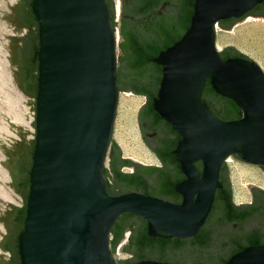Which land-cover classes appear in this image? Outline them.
<instances>
[{"label":"water","instance_id":"1","mask_svg":"<svg viewBox=\"0 0 264 264\" xmlns=\"http://www.w3.org/2000/svg\"><path fill=\"white\" fill-rule=\"evenodd\" d=\"M30 1L36 20L27 53H18L25 35L14 37L9 60L13 56L29 62L36 51L38 65L32 70L37 92L28 95L35 107V134L17 124L0 126L6 165L17 178L28 180L25 195L19 194L26 209L17 237L18 264H171L154 260L159 258L215 264L218 256L211 249L196 252L189 243L182 251L129 248L127 238L118 249L132 256L118 260L115 248L110 249V230L128 212L143 219L132 220L135 234L146 226L151 237L160 233L194 237L206 221L216 189L221 188L219 171L226 158L237 155L264 166V71L249 57L223 59L220 52L231 45L219 52L214 30L216 24L229 30L263 0H194L188 28L152 59L162 67L153 108L180 136L172 150L185 175L175 186L183 196L179 204L138 192L110 195L106 191L103 167L110 143L116 142L111 137L117 75L125 84L126 74L138 73L130 66L129 51L124 56L122 50V45H130L131 34L123 41L119 32L116 62L115 30L106 0H18L8 4L11 13L3 18L21 29L16 24L23 21ZM230 18L234 19L230 26L223 27ZM219 20L226 21L221 25ZM137 35L147 34L141 30ZM10 66L13 73L11 62ZM144 70L160 74L151 66ZM208 77L213 90L223 96L205 94L212 109L226 116L229 106L224 97L229 98L241 109L240 118L224 120L211 113L201 99ZM225 168L229 180L226 163ZM247 186L250 192L263 190ZM9 208L19 207L0 200L2 225L3 219L10 221ZM141 256L144 259L137 260ZM5 258L8 253L1 251L0 264H6ZM223 264H264V245L248 246Z\"/></svg>","mask_w":264,"mask_h":264},{"label":"flooded vegetation","instance_id":"2","mask_svg":"<svg viewBox=\"0 0 264 264\" xmlns=\"http://www.w3.org/2000/svg\"><path fill=\"white\" fill-rule=\"evenodd\" d=\"M19 1L25 2L26 0ZM117 1L118 13L115 0H111V10L115 26L118 22V32L123 37L133 34L137 39V32L144 30L145 35L147 34L146 37H138L140 40L137 39V42L159 49L170 46L179 36L183 21L190 8L188 0ZM29 6V11L23 12V21L16 24L17 28L24 29L23 35L25 36L20 40L21 49L18 52L22 55L27 53V44L31 41L29 39L36 20L31 10V1ZM254 11L253 8L247 14L264 18V7L258 9V12ZM137 20L138 25L135 24ZM125 39L124 37L123 41ZM35 52L31 53L29 62L25 63L14 59L13 56L10 57V62L14 66L13 84L18 91L27 95L37 92V78L35 79L33 75L35 72L32 70L36 64L38 65ZM161 76V71L160 74L128 73L124 77L125 84H121L117 75L119 90L124 88L135 96L143 98L136 115V126L151 162L144 163L136 158L123 156L117 142H112L108 164L104 165L108 171L103 175L106 191L110 195L138 192L177 204L183 200L182 194L176 191L175 186L185 179V175L172 154L180 137L153 108V98L158 92ZM205 94L206 92L201 93L202 101L208 105L212 113V107H210ZM214 115L221 118L218 113ZM197 163L199 161L195 164L197 165ZM224 168L225 163L222 164L219 171V181L223 183L221 182V188L215 191L212 206L203 224L207 230L210 249L218 256L215 264H223L225 259L248 246L264 245V190L255 191L252 188L249 201H236L234 188L230 184ZM7 169L11 174L12 190L23 197L28 180L17 178L11 168L7 166ZM199 171L201 172V170ZM123 185L127 187H123ZM21 209H23V205L19 208H9L7 216L10 221L3 219L5 230L0 238V252L8 253V258H5L6 264H18L16 260L18 255L17 237L23 229L25 217V213L23 214ZM129 220L142 221L143 219L136 217ZM133 229L132 225L125 228V230H131L127 238V245H129V239L134 232ZM111 253L114 256L113 251Z\"/></svg>","mask_w":264,"mask_h":264},{"label":"rangeland","instance_id":"3","mask_svg":"<svg viewBox=\"0 0 264 264\" xmlns=\"http://www.w3.org/2000/svg\"><path fill=\"white\" fill-rule=\"evenodd\" d=\"M17 2L18 0H0V126L17 124L26 127L35 134L34 102L30 96L18 91L14 86L9 60V42L12 38L23 35L24 29H15L8 20L3 18L4 15L11 13L9 5H15ZM114 30L116 38H119L117 25ZM214 30L215 43L218 45L219 52L224 47L231 45L258 63L264 71V18L245 15L240 21L234 22L229 30L223 29L217 24L214 26ZM116 41L115 52L116 62H118L119 40ZM142 102L141 96H135L126 90H119L111 138L117 142L123 156H130L138 161L150 163L151 159L141 142L136 126V115ZM120 135L122 140L119 139ZM109 152L110 146L105 158L107 164ZM3 158L4 149L0 142V193L11 190L16 195L13 199L14 202L5 201L1 195L0 200L21 207L22 202L19 193L12 190L10 172ZM231 159L237 166V172H233L227 160L225 163L229 182L234 188V198L236 196L235 200L247 202L250 200L248 184L264 190V170L260 165L247 163L234 156H231ZM1 168L2 171L5 170L7 175L5 180L2 177ZM4 230V225L0 224V234H3ZM130 232L131 230H125L124 238L115 247L116 259L118 260L132 256L130 252L119 251L118 249L120 243L128 238Z\"/></svg>","mask_w":264,"mask_h":264},{"label":"trees","instance_id":"4","mask_svg":"<svg viewBox=\"0 0 264 264\" xmlns=\"http://www.w3.org/2000/svg\"><path fill=\"white\" fill-rule=\"evenodd\" d=\"M106 2L108 3V7H109L110 12H111L112 27L115 28V22L113 21L112 10H111V0H106ZM188 3H189L190 8H189V11L186 14L185 19L183 21L182 31L179 34V36L175 39V41H173L172 44H174L178 39H180V37L183 35L185 30L189 26L190 17H191L192 12H193L194 0H188ZM262 7H264V0L254 7V9H255L254 12H258V9H260ZM232 20H234V19L230 18L229 22L224 24V25H222V22L226 21V20H219L218 23L221 24L223 27H228V26H230ZM131 36H132V41H131L130 45L128 47H123V45H122V50L124 51V56H125L127 51H129V53H130V57H131L130 58V66H132V67L134 66L135 69L137 68L136 71L138 72L137 73L138 75L144 73L145 72L144 69L147 66H151L155 69L157 68L161 71V69H162L161 65L153 62L152 59L155 58L159 54V52L161 50H164V49H159L156 47L154 48V47H150L148 44L139 43V42H137V39H136V37H134V35H131ZM220 55L223 59H227L229 57L248 58L244 54L234 50V48L232 46L226 47L223 51L220 52ZM161 73H162V71H161ZM204 92L211 94L213 97H217V98L223 97L213 90V88L211 87V85L209 83V77L206 79L205 87H204L202 93H204ZM201 99L203 100V97H201ZM224 99H226L228 101L227 103L229 106V111L227 112L226 116H221V119L230 120L231 118H233V119L240 118L242 116L241 109L229 98L224 97ZM212 113L215 114L216 112L213 110ZM235 156L238 159H240L239 156H237V155H235ZM197 167L199 170H201V163L200 162L197 163ZM261 167L264 170V166H261ZM224 169H226V168H224ZM107 171L108 170L103 167V175L107 174ZM21 211L23 214L25 213V206L23 207V209H21ZM122 215H124V217L117 218L115 220L111 230H110V235H111L110 249L111 250H113L117 246V244L120 242L125 228L131 226L132 220H129V219L138 217V216H136L132 213H128V212H124V213H122ZM188 243L191 245V250H194L196 252H204V251L210 249V242H209V238L207 235V230H206L205 225H203L201 227V229L199 230V232L197 233L196 236L189 237V238H174V237H170L169 235L164 234V233H160L159 236L151 237V236H148V234L146 233V226H144V228H142L138 234H135V231L132 233V235L129 239L128 247L129 248L130 247L131 248L136 247V248L140 249V248H144L147 246H151V247L153 246V247L160 249V250L176 248V249L182 251V250H184L182 248H184L186 245H188ZM141 259H144V257H142V256L137 257V260H141ZM227 259H225V261ZM155 260L168 261L171 264H180L177 262L169 261V260L164 259V258H159V259H155Z\"/></svg>","mask_w":264,"mask_h":264},{"label":"bare ground","instance_id":"5","mask_svg":"<svg viewBox=\"0 0 264 264\" xmlns=\"http://www.w3.org/2000/svg\"><path fill=\"white\" fill-rule=\"evenodd\" d=\"M115 6H116V11H117V13H118V11H119V7H118V1L117 0H115ZM119 40V38H116V34H115V41L116 40ZM117 42V41H116ZM216 48H217V50H218V45H216ZM10 78V77H9ZM130 103V102H129ZM122 136H123V134H122ZM120 138V140H122V137H121V135L119 136ZM226 160L229 162V165H230V168H232V170H233V172H237V166L235 165V163L232 161V159H231V155L230 156H228L227 158H226ZM3 169L1 168V171H2ZM3 172V179L5 180L6 178H7V175L5 174V170L4 171H2ZM2 191V190H1ZM0 195H1V197L5 200V201H7V202H14L13 201V199H14V196H16L11 190H9V191H6V192H4V191H2L1 193H0ZM235 198H237L236 196H235ZM237 201V200H236Z\"/></svg>","mask_w":264,"mask_h":264},{"label":"built area","instance_id":"6","mask_svg":"<svg viewBox=\"0 0 264 264\" xmlns=\"http://www.w3.org/2000/svg\"><path fill=\"white\" fill-rule=\"evenodd\" d=\"M107 165V162L105 163V166Z\"/></svg>","mask_w":264,"mask_h":264}]
</instances>
